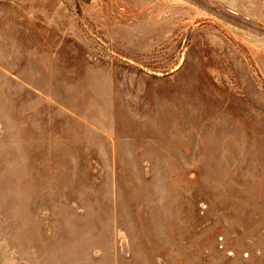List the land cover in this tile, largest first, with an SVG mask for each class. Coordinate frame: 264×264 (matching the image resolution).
Instances as JSON below:
<instances>
[{"label":"rangeland","instance_id":"374dc122","mask_svg":"<svg viewBox=\"0 0 264 264\" xmlns=\"http://www.w3.org/2000/svg\"><path fill=\"white\" fill-rule=\"evenodd\" d=\"M0 264H264V0H0Z\"/></svg>","mask_w":264,"mask_h":264}]
</instances>
